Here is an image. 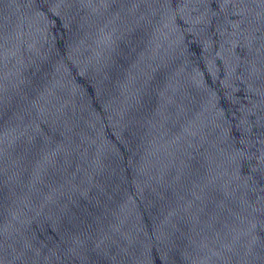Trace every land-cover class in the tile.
<instances>
[{"label": "water", "instance_id": "1", "mask_svg": "<svg viewBox=\"0 0 264 264\" xmlns=\"http://www.w3.org/2000/svg\"><path fill=\"white\" fill-rule=\"evenodd\" d=\"M264 0H0L2 264H264Z\"/></svg>", "mask_w": 264, "mask_h": 264}, {"label": "snow or ice", "instance_id": "2", "mask_svg": "<svg viewBox=\"0 0 264 264\" xmlns=\"http://www.w3.org/2000/svg\"><path fill=\"white\" fill-rule=\"evenodd\" d=\"M239 2V0H237ZM260 213L262 216H264V208L259 209ZM3 239V234L0 232V240ZM2 259H3V248L0 246V264H2Z\"/></svg>", "mask_w": 264, "mask_h": 264}]
</instances>
